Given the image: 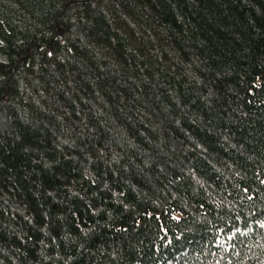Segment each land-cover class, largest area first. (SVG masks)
I'll use <instances>...</instances> for the list:
<instances>
[{
	"label": "trees",
	"instance_id": "trees-1",
	"mask_svg": "<svg viewBox=\"0 0 264 264\" xmlns=\"http://www.w3.org/2000/svg\"><path fill=\"white\" fill-rule=\"evenodd\" d=\"M0 56V264H264V0H0Z\"/></svg>",
	"mask_w": 264,
	"mask_h": 264
},
{
	"label": "rangeland",
	"instance_id": "rangeland-1",
	"mask_svg": "<svg viewBox=\"0 0 264 264\" xmlns=\"http://www.w3.org/2000/svg\"><path fill=\"white\" fill-rule=\"evenodd\" d=\"M0 59L1 60H4L5 61V58L3 56H0ZM234 239L233 238H230L228 241H225L223 240L222 238L219 240V244L220 246H222L223 248H226L227 250H231L232 247H233V244H232V241Z\"/></svg>",
	"mask_w": 264,
	"mask_h": 264
}]
</instances>
